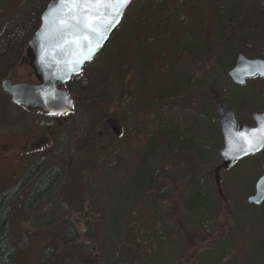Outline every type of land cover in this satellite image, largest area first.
Returning <instances> with one entry per match:
<instances>
[{"label":"rangeland","instance_id":"374dc122","mask_svg":"<svg viewBox=\"0 0 264 264\" xmlns=\"http://www.w3.org/2000/svg\"><path fill=\"white\" fill-rule=\"evenodd\" d=\"M51 1L0 0V53L4 49L11 53V43L15 42L16 50L22 51L19 42L26 44L31 40ZM162 1H133L128 9L129 17L132 15L129 31L117 29L116 36L86 67L82 76L67 86L78 102L67 132L73 145L80 130L91 122L90 116L94 124L89 129L90 134L99 137L96 124L103 125L110 119L118 122L124 135L122 140L115 142L124 144L120 148L103 136L97 138L102 141L103 149L97 147L89 153L92 160L89 167L80 172H69L66 180L59 181L57 197L62 200V218L72 224L73 236L77 237L78 255L74 259L84 254L85 258L91 256L99 260L93 264H131L118 246L128 235L122 229L129 224L128 221L114 223L122 217L130 219L135 228L143 227L139 232L143 253L136 264H264V203L258 207L248 203V198L255 194L257 181L264 174V151L238 163L234 169L222 172V192L227 204L219 198L214 182V169L222 164L219 150L223 144L217 103L221 102L236 115L239 127L251 124L252 115L264 111V79L255 78L245 86H239L229 77L239 55L249 60L259 58L239 52L233 65L226 68L224 63H216L224 51L223 45L213 48L210 59L200 61L197 58L196 63L181 53L188 41L186 33L185 38L174 37L167 48L168 53L159 46L165 37L150 42L146 38L139 39V33L153 31L152 21L156 13L160 21L161 17L167 19L168 35L181 30L178 25L191 34L189 30L193 24L183 20L182 9L185 6L190 8L194 0H175V3L183 4L179 3L181 7L171 12L163 6L158 8L157 3ZM200 4L204 5L203 2ZM145 12H152V15L148 17ZM128 40L131 42L130 75L120 72L119 59L115 57V48L120 50V43ZM225 45L229 51L234 50L232 41ZM247 47L250 51L258 48L255 44ZM139 48L147 49L151 54L146 65L142 63ZM11 66L0 71V82L7 77ZM180 75L189 81L182 98L156 104V107L146 104L147 90L156 93L173 77ZM39 120L47 122L44 118ZM99 129L103 133L106 126H99ZM178 130L182 136L180 142H190L168 148L173 132ZM154 135L158 136L160 150L155 156L148 153L146 160L145 149ZM186 137L192 138L187 140ZM97 152L99 155H94ZM165 156L172 161L168 166L175 171L173 179L177 184L167 181L165 185L171 190L163 192L158 203L151 194L158 193L163 187V168L168 162ZM143 160L150 168L149 184L146 190L137 192L131 179L136 176L138 168L143 167ZM84 179V186L77 183V180L82 182ZM64 181H67V187L60 188ZM12 192L15 196L18 190L15 188ZM54 210L58 211L55 206ZM94 217L103 221L99 228L88 231L87 221L94 220ZM39 221L35 220L36 226H32L33 222L13 211L9 236L17 249L15 264H39L43 257L52 235L45 239L46 230L39 228ZM60 232L56 237L63 235L62 230ZM188 233L190 238L193 235L189 241L192 244L187 242ZM89 236H97V240H89ZM64 247L61 242V250ZM51 254L46 250L45 261ZM74 259L68 257L64 264H79ZM54 264H61V261Z\"/></svg>","mask_w":264,"mask_h":264},{"label":"trees","instance_id":"16d2710c","mask_svg":"<svg viewBox=\"0 0 264 264\" xmlns=\"http://www.w3.org/2000/svg\"><path fill=\"white\" fill-rule=\"evenodd\" d=\"M194 2L195 3L190 8L184 5L186 8L184 7L182 9L184 10V13L182 15L183 20L191 22L193 24V26L189 30L191 34L187 32L188 30L185 31L182 26L178 25L177 28L181 30H178V32L177 30H174L173 32H171V34L168 35L167 28L165 26L167 19L161 17L160 21L158 17L159 14L156 13L154 16L155 18L152 21L153 31L139 33V39L146 38L150 42V40H156L160 37H165V39L161 41L159 46H162L163 50L168 53L169 50H167V48L171 45L174 37L177 36L180 38H185L186 33V38L188 39V41L181 53H185V58L195 60L196 63L197 58H199L200 61H203L205 58L210 59L213 56V48H215L216 45L220 44L223 45L225 48L221 56L216 60V63H224L226 68H228V66L233 65L234 59L239 52H241V54L252 56L253 58L264 59V0H194ZM200 2H203L204 5L201 6ZM179 3L181 5L183 4L182 2ZM179 3H175V0H163L162 2L157 3V5L158 8H161V6H163L169 9L167 12H171L174 9L181 7ZM128 9L129 6L126 9L122 22L118 28L121 29V31L123 32H125L126 30L129 31L130 29L128 23H131L132 15L129 17L130 10ZM145 15L149 17L152 15V12H145ZM198 15L199 17H197ZM115 34L113 35L112 39L116 36ZM229 41H232L233 43L234 50L231 49L232 52L229 51L228 49L230 48L225 45ZM250 44H255V47H258L256 48L257 50L250 51L247 47ZM130 45L131 42L128 40L124 43H120V50L115 48V57L119 59V70L122 74H131L129 73ZM139 50L142 53V63L143 65H146L151 57V54L147 49L143 50L139 48ZM167 83V86H162L156 93H152V89L147 90L145 92V99L147 105L155 106L159 103L164 104L165 102L172 99L179 100L183 97V94L187 89L189 81H186L185 76L180 75L178 77H173L171 82ZM145 84L147 85L146 82ZM143 89L145 90L146 86H144ZM88 109H90L89 106ZM90 121L91 122L85 124L84 128L80 130V135L74 139V145L72 139V147L75 149V151H78L77 149H82V144H87L91 142L89 129L93 128L94 126L91 116ZM216 130L219 132V127H216ZM173 133L174 136L170 141L168 148H174L177 143L184 145L190 142H180L182 136H179V130ZM86 134H89V138L88 136H86ZM154 137L155 138L148 142V146L145 149L146 160L149 157L147 155L148 153H152L155 156L160 150L158 144V136L154 135ZM191 138L192 137H186L187 140H191ZM173 140H175V142ZM93 141L98 143L100 142L99 139H93ZM97 147L103 149V147L98 144L95 145L92 150H95V148ZM94 155H99V152ZM165 160H168L166 159V156ZM169 163L171 164L172 161L170 162L168 160L167 165H165L163 168L164 177L162 178L163 182L161 184L163 187L160 188V191L158 193L151 194L154 201H157L158 203V200H161L163 192H165L166 190H171L169 186L165 185V183L168 181L177 184V180L173 179V173H175V171L168 166ZM142 164L143 167H139L140 169L138 168L136 176L131 179V182L132 184H134L135 188L137 189V192L146 190L148 188L147 184H149V165L144 160ZM79 182L80 180H77V183L80 185ZM82 185L84 186L85 183L82 182ZM40 188L41 187L37 188L36 192L34 193V196L40 195V193L42 192L40 191ZM222 202L224 204H227L226 199L222 200ZM8 207L11 208V206H7L5 204L3 198H0V264H15V257L17 254V249L11 243L9 236L11 216L9 214ZM55 207L58 209V211H55V215L49 217V210L47 213H44L42 215L43 218L40 219V221L36 220L39 221V228H45L46 230L45 239H48L49 236L52 235L48 239L47 247L43 252V257L39 260V264H54L55 262L59 261H61V264H64L67 263L64 260H66L68 257L74 259V257L78 255V250L75 246V244L77 243V237L73 236V232H75L74 227L72 226V224H70V222L65 221L62 218L61 203H57ZM111 211L112 210H109V213H111ZM220 211L222 210L219 207L218 212ZM232 217L234 218V213L232 214ZM45 220L47 222H44ZM123 220H126L125 222H129V224L126 226L122 225V229H125L126 234L128 235L126 239H124V241L118 245L119 250H122V252L129 257L131 264H136L137 262H140L143 253L141 234L139 233L141 230H143V227L139 226L138 228H135L134 223L130 219L127 220L122 217L120 221L115 220L114 223L119 222L120 224H124ZM102 221L103 219L100 221V219L97 220L96 217H94V220L88 219V231L93 228H97V226L99 228ZM137 221L138 220L134 222ZM31 222H33L32 226H36L34 224V221ZM180 227H183L182 224H180ZM51 229H55V231ZM61 230L63 232V235H59V237H56L57 232H60ZM189 235L190 233L186 235V237L188 238L187 242L189 244H192V242L189 241L193 239V235L191 236V238ZM88 239L96 241L97 236H89ZM61 242L62 245L65 246L62 250ZM46 250L51 251L52 254L51 257L45 261L44 253L46 252ZM74 260L79 262V264H93L99 262L98 259H94L91 256L85 258L84 254L82 257H79Z\"/></svg>","mask_w":264,"mask_h":264},{"label":"water","instance_id":"95a60500","mask_svg":"<svg viewBox=\"0 0 264 264\" xmlns=\"http://www.w3.org/2000/svg\"><path fill=\"white\" fill-rule=\"evenodd\" d=\"M120 8V15L109 26L116 8L105 6L61 3L53 0L41 17V24L26 50L30 67L35 75L36 84L12 87L9 82L3 84L4 91L11 95L19 107L38 111L48 116H63L73 111L74 101L65 90L73 77L79 76L92 59L109 42L117 30L125 9ZM99 11L101 19L96 21V32L67 27L70 15L78 11ZM90 22L91 21V18ZM232 82L239 86L248 80L259 77L264 79V60H249L239 55L235 67L229 73ZM219 126L223 138L219 155L222 164L214 169V182L217 193L224 199L221 172L231 170L235 165L264 150V112L252 115V125L239 128L235 114L219 102L216 108ZM255 145V150H250ZM248 203L260 206L264 203V174L256 183L255 194Z\"/></svg>","mask_w":264,"mask_h":264},{"label":"flooded vegetation","instance_id":"af4514ba","mask_svg":"<svg viewBox=\"0 0 264 264\" xmlns=\"http://www.w3.org/2000/svg\"><path fill=\"white\" fill-rule=\"evenodd\" d=\"M29 42H19L23 47L21 52L16 50L15 42L11 43V53L5 49L0 53V71L12 65L7 77L0 82V198L11 206L8 207L9 214L14 211L26 220L35 221L42 219L49 210V217L55 215L54 206L62 203L61 197H57L59 181L66 180L69 172H80L82 168L89 167L92 162L89 153L93 147L98 144L103 147L102 141L98 143L93 139L103 136L120 148L124 144L115 142L122 140L124 135L118 122L109 119L103 125L96 124L99 137L90 134L91 142L73 151L72 138L67 132L73 123L71 117L78 108L75 99L73 112L63 116H48L16 105L11 95L4 91L3 84L9 82L12 87L36 84L26 53ZM39 118L47 122H41ZM99 126H106L103 133L99 132ZM82 182L86 183V180ZM62 184L60 188L67 187V181ZM39 187L42 192L34 196ZM15 188L18 192L12 196Z\"/></svg>","mask_w":264,"mask_h":264},{"label":"snow or ice","instance_id":"6c2138e0","mask_svg":"<svg viewBox=\"0 0 264 264\" xmlns=\"http://www.w3.org/2000/svg\"><path fill=\"white\" fill-rule=\"evenodd\" d=\"M61 3H73V4H88V5H103L105 6V15L108 13V5H111L116 8L115 13L113 14L112 20H109V26L115 21V17L120 15V8L127 5L129 0H61ZM91 21L90 22V19ZM101 19L99 11H90L85 12L82 9L78 11L75 15H70V22L66 25L71 28H78L80 30H91L96 32V21ZM250 150H255V145L250 148Z\"/></svg>","mask_w":264,"mask_h":264}]
</instances>
